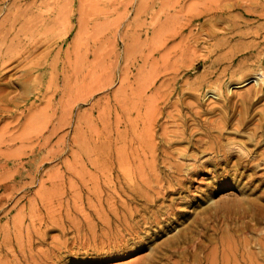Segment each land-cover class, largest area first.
I'll list each match as a JSON object with an SVG mask.
<instances>
[{
    "label": "rangeland",
    "instance_id": "1",
    "mask_svg": "<svg viewBox=\"0 0 264 264\" xmlns=\"http://www.w3.org/2000/svg\"><path fill=\"white\" fill-rule=\"evenodd\" d=\"M166 38L170 43L154 52ZM182 57L176 84L172 64ZM260 73L264 0H0V264H147L152 249L161 253L153 264H264L263 164L254 182L226 178L233 159L167 200L160 196L144 217L163 207L175 216L171 227L145 242L141 236L134 241L138 251L128 254L134 242L124 223L131 206L122 201L136 193L116 157L122 132L126 147L136 145L135 119L158 107L190 116L180 109L185 103H199V117L220 128L211 133L222 128L224 144H245L234 156H260L264 84L237 87ZM203 75L213 90L206 86L197 101L186 83ZM207 91L221 97L205 98ZM171 123L169 134L177 131ZM190 125L195 138L209 135L197 122ZM146 160L133 184L150 196L156 171ZM181 231L188 243L166 248ZM116 236L125 244L104 256ZM196 242L207 245L200 263Z\"/></svg>",
    "mask_w": 264,
    "mask_h": 264
},
{
    "label": "bare ground",
    "instance_id": "2",
    "mask_svg": "<svg viewBox=\"0 0 264 264\" xmlns=\"http://www.w3.org/2000/svg\"><path fill=\"white\" fill-rule=\"evenodd\" d=\"M174 35H176V34H174ZM170 38L173 39L175 37L170 36ZM170 41H171L170 39L166 38L163 41V43L160 44L159 47H157V49L154 52L160 53L161 50H163L170 43ZM174 51H175V49H174ZM185 54H184V52H182L181 56H185ZM167 55L166 56H165V54L162 55L164 57L163 60L166 62L165 65H168L169 64L168 62L171 61V58L167 57ZM182 58L184 59V57H182ZM188 58H190V57H188ZM183 59H180V60L177 59L172 64L174 66L172 68V70L174 71V72L172 71L173 72L172 82H174L176 84L181 82L180 80H178V78H179L181 69L183 67H185L183 65V63H185V59L184 60ZM186 68L187 69L189 68L188 65ZM186 68H184V69H186ZM191 68L196 69L192 66H191ZM159 75L160 74H158L156 77L154 76L155 80L158 79V77H160ZM208 77H209V75H203V76L198 77V79L195 80V82L192 84L186 83V85L190 86V90L192 92V94H189V96L195 98L197 101H200V97L203 98L202 95H204V91H205L206 86L209 88V90H213L211 85H209L210 83H208V80H209ZM154 81H153V84H154ZM250 83H252L256 88L260 87L261 84H264V74L260 73V74H257L256 76L252 77L251 79L240 82L237 85V87H239V88L244 87ZM153 84H152V86H153ZM147 89H149V88H147ZM144 90H146V89H144ZM186 92H187V90H186ZM207 92L208 93H206L205 98L209 94L214 93V91H207ZM163 93H162L163 95L161 94V96H160V100H162V101L166 97H168V95H165V92H163ZM228 93H230V89L228 90ZM211 96L212 97L217 96L215 98H218V97H221V94L214 93ZM166 100H164V101H166ZM149 106L151 107V105H149ZM177 106L174 105L175 108L179 109V107H177ZM199 108H200L199 103L182 104L180 109L186 110L187 113L190 114V116L176 115V117H174V115H172L171 113L170 114L164 113L163 112L164 109L158 107L157 112H155L154 115L143 116V117L139 116L137 119H135L134 124H133V129H134L135 135L138 137V139L136 140V145H134L133 147H130V148L126 147L127 142H126V140H123V137L125 136L126 132H122V134H121L122 136H121V138H119V139H121V148L118 149V155L116 156L117 161H118V166H119V169L123 172V174L125 176V180L128 183L129 182L131 183V184L129 183V185H130L129 188H134L133 192L136 193V194H129V196L126 195V196H128L127 199L125 200L126 202L122 201V205H126V207H127V205L131 206L128 208V212H129L128 213V219H129L128 224L124 223V225L126 228L125 229L126 233H129V236L131 237V240H133V242L138 241L141 236H142V238H141L142 241H144V242L148 241L149 239H151L154 236L155 237L159 236L160 233H163L164 231H166V229L171 227L172 219H174L175 216H173V215L171 216L168 212L169 210L163 211V207L159 206L157 212H155L154 214H151L148 218H145L144 215L149 214L148 210L153 206V204H156V202H159L160 196H162V198L167 200L168 196L174 195L178 192L186 190V186H185L186 184L185 183L193 184L194 179L196 177L211 175L212 173H215L216 169H218V168L229 167L228 165L232 163L233 159H235V161H236V162L234 161L235 163H234V166L232 167V170H234V171L231 174L229 171L225 170V173L227 174L226 178L231 179V181H235V180H238V178H240V175H241L242 178L244 177L243 180L247 179V181L254 182L256 180V178L260 177L259 172L256 171V168H259L260 164L264 165V152H262L260 154V156L259 155L254 156V158L251 160L244 158L242 156H237V157L234 156L233 154L237 150L239 151V149L241 147H244L245 144L244 143H237L236 144V143H234L235 142L234 140H233L234 142H228V143L224 144L223 143V141H224L223 134L224 133H222V128H221V130L217 131L218 129H220L219 127H215L214 125H213L214 127H211L210 126L212 124L211 122L206 121V120H202L199 117L201 115V113L198 111ZM132 109H134V108H132ZM124 110H125V108H124ZM151 110H156V109H151ZM151 110H147V111H151ZM146 113H148V112H146ZM160 115L161 116L163 115L162 120H164V124L158 125V122L160 120L159 119ZM125 117H127V116H125ZM130 120H131V118L129 119V121ZM126 121H127V119H126ZM169 122L170 123L173 122L174 126L177 129V131L175 133L172 132L173 135H171L172 133L171 134L168 133L169 129L167 128V125L169 124ZM190 122H197V125H200L204 129V131H207L206 133H209V135L204 134V135H202L204 138H198V139L195 138L192 134ZM173 123H171V125ZM219 123H217L216 126H218ZM192 126H194V125H192ZM224 126H226V125H224ZM157 127L158 128L160 127V129L162 130V134L159 137H157V134H156V128ZM212 129H217L216 133H211L208 131V130H212ZM258 130H260L261 133H264V123H262L258 126ZM189 133H190V135H189ZM183 144L184 145L186 144L187 147H185L184 149L177 148V146L183 145ZM206 145H208L209 147L205 148ZM234 145H236V146H234ZM235 147H237L238 149H236ZM241 150H243V149H241ZM115 152H117V151H115ZM204 153L213 155V158L211 160L208 159V160L201 161V159H200L201 157L199 155L204 154ZM148 154H150V156ZM142 156H146L148 161L150 160V162L153 161V163H154L153 168H154V171H156V177L154 176L155 177L154 182L156 184V187L153 188L152 190L147 189L148 193H150L152 191L153 196L152 195L149 196L146 194L144 195L143 192L142 193L140 192V191H142V188L138 185H137L138 187H136L133 184L134 180L137 179V177H139L138 175L142 173L140 171V169L141 170L143 169L140 166V165H143ZM202 159H204V158L202 157ZM191 161L194 162L193 166L188 165V164L187 165L182 164V162H191ZM254 163H257L256 167H253ZM91 164L94 165L92 162H91ZM146 164H147V162H146ZM158 168L165 173V175H163V177H161V174L157 172V170H159ZM210 168H212V170H210ZM240 170H243V171L240 173L239 172ZM143 171H144V169H143ZM247 172H251V174L245 175ZM142 181H144V180H142ZM227 181H230V180H227ZM147 187H149V186H147ZM200 195H203V194H200ZM123 199H125V198H123ZM210 201H212L211 198H209V202ZM109 206H111V205L109 204ZM161 206H163V205H161ZM123 208H124V206H122V209ZM136 217H144L143 219H145V220L135 222ZM104 226H105V224H104ZM121 226H123L122 223H121ZM175 229L176 228H174L173 231ZM123 240H124L123 236L122 237L116 236L112 240L113 243L108 245L111 247V249H110L111 252H110V250L103 252L104 256H108L109 254L113 253L114 250H118L117 248L120 249L122 247L121 245L125 244V243H123L125 240L124 241ZM109 241H111V240H109ZM188 241L189 240H188L186 233L181 231V232H179V234H177L171 240H168L164 246L166 248H168L169 250H173L176 248L183 247V245H186L188 243ZM142 243H141V245H142ZM137 244L140 245V243H138V242H134L131 244L132 246L130 249H132V251H130L128 254H133L136 251H138L136 248ZM147 244H149V243H147ZM261 244H263V243H261ZM97 245H99V244H97ZM259 246L262 248V245H259ZM192 247L196 252L200 253V254L199 253L194 254L195 255L194 258H196L195 261L198 263L202 262V259H204L205 257H202L201 253H203L205 251V249L207 250V245L205 246V244L203 242H196V243H194V245ZM151 253H152L153 259L147 261V264H153L154 263L153 261H155V259H158L159 254H161L159 251L157 252V251H154L153 249L151 250ZM106 259L111 261V260L117 259V258L110 257V258H106Z\"/></svg>",
    "mask_w": 264,
    "mask_h": 264
}]
</instances>
